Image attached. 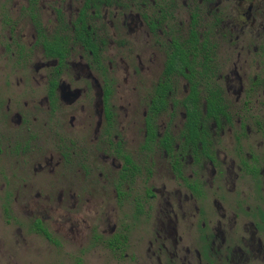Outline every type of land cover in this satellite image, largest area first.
<instances>
[{
    "label": "flooded vegetation",
    "instance_id": "flooded-vegetation-1",
    "mask_svg": "<svg viewBox=\"0 0 264 264\" xmlns=\"http://www.w3.org/2000/svg\"><path fill=\"white\" fill-rule=\"evenodd\" d=\"M0 180L72 264H264V0H0Z\"/></svg>",
    "mask_w": 264,
    "mask_h": 264
},
{
    "label": "rangeland",
    "instance_id": "rangeland-1",
    "mask_svg": "<svg viewBox=\"0 0 264 264\" xmlns=\"http://www.w3.org/2000/svg\"><path fill=\"white\" fill-rule=\"evenodd\" d=\"M25 237L27 242L18 233L17 225L7 222V216L0 207V255H11V264H15V260L18 264H72L73 257L70 252L50 246L43 239L29 235ZM87 252L86 264H111L109 251L104 247H89ZM99 255L104 257L99 258Z\"/></svg>",
    "mask_w": 264,
    "mask_h": 264
},
{
    "label": "trees",
    "instance_id": "trees-1",
    "mask_svg": "<svg viewBox=\"0 0 264 264\" xmlns=\"http://www.w3.org/2000/svg\"><path fill=\"white\" fill-rule=\"evenodd\" d=\"M75 264H82L80 260H77Z\"/></svg>",
    "mask_w": 264,
    "mask_h": 264
}]
</instances>
